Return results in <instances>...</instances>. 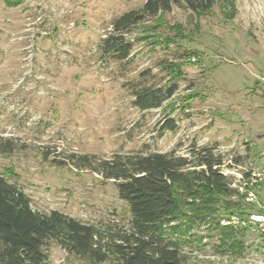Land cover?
I'll use <instances>...</instances> for the list:
<instances>
[{
    "label": "rangeland",
    "instance_id": "rangeland-1",
    "mask_svg": "<svg viewBox=\"0 0 264 264\" xmlns=\"http://www.w3.org/2000/svg\"><path fill=\"white\" fill-rule=\"evenodd\" d=\"M144 1L23 0L12 7L0 1V136L16 145L0 152V173L34 209L101 227L127 225L129 207L112 180L50 162L72 152L108 158L174 149L186 156L193 147L214 146L230 186L246 200L241 176L264 169V0H214L202 14L173 5L159 17L167 43L136 40L141 28L133 26L125 34L133 40L128 62L104 57L99 45L112 20ZM163 60L182 64L178 88L160 107L140 110L128 85L142 71L162 83ZM167 116L176 129L159 133ZM260 182L248 185L256 208L249 213L264 208ZM193 230L207 233L204 225ZM257 236L254 229L244 236L239 255L216 252L206 238L205 246L184 247L186 264H264ZM47 253L49 264H97L54 243Z\"/></svg>",
    "mask_w": 264,
    "mask_h": 264
},
{
    "label": "trees",
    "instance_id": "trees-1",
    "mask_svg": "<svg viewBox=\"0 0 264 264\" xmlns=\"http://www.w3.org/2000/svg\"><path fill=\"white\" fill-rule=\"evenodd\" d=\"M0 1L12 7L23 0ZM173 5L202 14L211 10L214 0H145L141 8L112 20L111 30L99 45L101 54L122 65L128 62L133 40L125 34L133 26L141 28L134 39L154 45L167 43L169 37L158 31L163 24L159 17ZM149 18H156L155 23H148ZM174 29L182 33L181 27ZM181 65L163 60L160 66L166 69L167 77L162 83L155 82L149 71H142L128 85L133 105L149 110L170 99L183 77ZM175 129V120L167 116L159 133ZM15 148L10 138L0 136L1 153ZM214 150V146L203 145L193 147L186 156L172 149L115 153L108 158L72 152L66 158H50L53 164L87 168L112 180L118 196L129 207L130 218L124 226L101 227L57 209L38 211L29 195L0 173V264H49L47 248L51 243L97 264H186L184 247L197 243L205 246L206 238L213 240L211 246L216 252L239 255L247 247L244 236L253 224L220 221L232 216L245 221L256 208L245 199L246 193L239 194L230 186V177L221 169L223 157ZM44 157L48 158L47 151ZM248 175L245 173V177ZM262 209L257 212H264ZM199 225H204L207 233L193 230Z\"/></svg>",
    "mask_w": 264,
    "mask_h": 264
},
{
    "label": "built area",
    "instance_id": "built-area-1",
    "mask_svg": "<svg viewBox=\"0 0 264 264\" xmlns=\"http://www.w3.org/2000/svg\"><path fill=\"white\" fill-rule=\"evenodd\" d=\"M241 178L243 180V187L240 185V189L247 190L249 192L247 200H251L253 198V193L251 190L247 189L246 186H248L249 184L254 186L259 184L261 180H264V169H262L261 171H250L247 177L241 176ZM248 221L253 224L252 229L257 232V239L262 242V251H264V212L249 213L247 221H242V224H245ZM230 222L236 223L239 221H236V217L234 216L230 217V219L224 218L220 221L221 224H228Z\"/></svg>",
    "mask_w": 264,
    "mask_h": 264
}]
</instances>
